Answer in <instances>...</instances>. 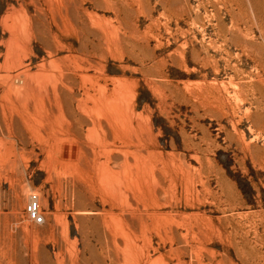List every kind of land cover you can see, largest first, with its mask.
<instances>
[{
  "label": "rangeland",
  "instance_id": "obj_1",
  "mask_svg": "<svg viewBox=\"0 0 264 264\" xmlns=\"http://www.w3.org/2000/svg\"><path fill=\"white\" fill-rule=\"evenodd\" d=\"M222 1L71 0L62 20L51 0H0V264H264V0ZM101 85L116 115L92 109ZM54 87L70 127L28 126L42 93L57 113ZM144 166L159 201L132 181Z\"/></svg>",
  "mask_w": 264,
  "mask_h": 264
},
{
  "label": "bare ground",
  "instance_id": "obj_2",
  "mask_svg": "<svg viewBox=\"0 0 264 264\" xmlns=\"http://www.w3.org/2000/svg\"><path fill=\"white\" fill-rule=\"evenodd\" d=\"M71 0H51V4L52 5H55L56 6V9L58 10V12L62 15L61 17H62V20H66L67 18V15H66V13H68V7H69V2H70ZM222 1V0H221ZM46 2V1H45ZM112 2V1H111ZM224 4H228V3H230L231 2V0H223L222 1ZM49 4V3H48ZM77 6H79V5H77ZM81 7V6H80ZM70 8V7H69ZM47 9V8H46ZM49 10V9H48ZM80 10V9H79ZM44 11V10H43ZM78 11V10H77ZM47 14V13H46ZM45 15V14H44ZM51 15H52V12H51ZM28 16V15H27ZM50 16V15H49ZM79 16H80V14H79ZM26 17V16H25ZM58 17V16H57ZM34 18V17H33ZM239 19V18H238ZM238 19L236 20V23H238ZM250 19V18H249ZM242 20V19H241ZM30 21H31V19L29 20V17H28V19L27 20H24V21H22V22H20L19 24V27H17L18 29H19V31H21V32H24V33H26L27 34V36H32V34H33V29H32V27H31V24H30ZM258 21V20H257ZM242 22V21H241ZM255 22V21H254ZM18 23V22H17ZM53 23H54V21H53ZM69 23V22H68ZM250 23V22H249ZM56 24V23H55ZM193 24V23H192ZM245 24V23H244ZM253 24V23H252ZM18 25V24H17ZM57 25V24H56ZM259 25L261 26L262 25V23L260 24V22H259ZM61 26V25H60ZM235 27H236V25H234ZM240 25H238L237 24V29L236 30H238L239 29V31H237V32H239L241 35L243 34L242 33V30H241V28L239 27ZM252 26V25H251ZM255 26V25H254ZM261 27H263V26H261ZM260 27V28H261ZM60 28V27H59ZM15 29V28H14ZM112 29V28H111ZM262 29V28H261ZM62 31V30H61ZM115 31V30H114ZM262 31H264V28H263V30ZM250 32H252V30L250 31ZM15 33H16V31H15ZM19 33V32H18ZM47 33V32H46ZM68 33V32H67ZM111 33V32H110ZM115 33H116V31H115ZM227 33H228V31H227ZM231 33H232V31H231ZM249 33V32H248ZM17 34V33H16ZM109 34V33H108ZM220 34V33H219ZM234 34V33H233ZM240 34H238V35H240ZM57 35V34H56ZM231 35V34H230ZM235 35H237V34H235ZM234 35V36H235ZM16 36V35H15ZM14 35H13V37H15ZM118 36V35H117ZM221 36H222V39H223V42H225V43H228L229 42V40L231 39V38H228L227 36H226V34L223 32V33H221ZM232 36V35H231ZM12 37V36H11ZM12 37V38H13ZM244 37H245V35H244ZM59 38H60V35H59ZM119 38V37H118ZM118 38H116L117 40H118ZM241 38H242V36H241ZM40 39V38H39ZM49 39V38H48ZM58 39V38H57ZM114 39V38H113ZM234 39V38H233ZM240 39V38H239ZM120 40V39H119ZM243 40V39H242ZM248 40V39H247ZM13 41V42H12ZM56 41V40H55ZM108 41V40H107ZM230 41H232V39L230 40ZM110 42V41H109ZM112 42H113V40H112ZM212 42V41H211ZM251 42V41H250ZM114 43V42H113ZM116 43H117V41H116ZM240 43V42H239ZM247 43V42H246ZM253 43V42H252ZM10 44L12 45L13 44V46H15V47H20L21 46V43L19 42V41H17V40H15L14 38L11 40V42H10ZM242 44L243 43H241V46H242ZM248 44H249V42H248ZM60 45V44H59ZM109 45H111V44H109ZM54 46V45H53ZM239 46V45H238ZM240 46V47H241ZM249 46H250V44H249ZM252 46V45H251ZM220 47V46H219ZM244 48V47H243ZM18 49V48H17ZM9 50V49H8ZM17 55V54H16ZM69 58V57H68ZM57 67H59L60 68V66H57ZM13 68V67H12ZM47 68H49V67H47ZM47 70V69H46ZM57 70V69H56ZM61 71V70H60ZM59 71V72H60ZM61 72H63V71H61ZM42 73V72H41ZM64 73H65V71H64ZM61 74V73H60ZM47 76V75H46ZM50 75H48V77H49ZM61 77L62 78H64L65 77V74L64 75H61ZM14 78V77H13ZM61 78V79H62ZM67 78V77H66ZM68 79V78H67ZM23 80H24V78H23ZM56 81H58V80H56ZM42 82V81H41ZM40 82V83H41ZM64 82V81H63ZM240 82V81H239ZM10 83V82H9ZM13 83V82H12ZM57 83H60V82H57ZM98 83V82H97ZM19 84V83H18ZM63 84V83H62ZM98 84H100V83H98ZM27 85V84H26ZM41 85V84H40ZM58 85V84H57ZM66 85V84H65ZM241 85V84H240ZM20 86V85H19ZM42 86V85H41ZM50 86V85H49ZM54 86V85H53ZM52 86V87H53ZM56 86V85H55ZM62 88H63V85H60ZM8 87V86H7ZM15 88H16V86H14ZM238 87V86H237ZM21 88V87H20ZM41 88V87H40ZM43 88V87H42ZM58 87H54V89L52 88V90H54L53 92H54V94H55V99H56V103H54L55 105H56V107H57V110H56V112L57 113H55V112H49V108H47L46 107V105L44 104V100L46 101V98L45 99H43V96L45 95L44 93H42L43 94V96L42 97H35L36 96V92L37 91H35L34 92V94H35V96L34 95H32V96H34L39 102H40V105H38L39 107H40V109L41 110H39L38 108H36V109H38V111L36 112V116H32L33 118H31V120L28 122L29 124H27V122H26V124L28 125V126H34V125H36L37 126V128H39L40 126H42L43 124H45V123H51V124H54V123H65V124H67L68 125V127H70V122H68V121H70V120H67L66 118H67V116L65 115V113H64V110H63V104H62V100H60L59 99V96H61V95H59L57 92H61V91H59V89L60 88H58ZM99 88H100V85H99ZM98 88V89H99ZM101 90H103V91H101L100 89V91H101V93L103 92L104 93V97L101 99V100H96V101H98L97 103L96 102H94L95 103V105L93 106V108L92 109H94V111H95V113L97 114L98 113V115H99V117L101 116V115H105V114H109L110 115V117L111 116H113V114H115V112H117L118 111V106L116 105V102H115V98H116V95H115V91L114 90H112V91H109L108 92V90H106V88L107 87H105V86H102L101 85ZM241 88V87H240ZM248 88V87H247ZM18 89H19V87H18ZM45 89H47V88H45ZM44 89V90H45ZM108 89V88H107ZM238 89V88H237ZM20 90V89H19ZM40 92L41 91H43V90H40V89H38ZM56 90H57V92H56ZM50 93H51V91H49ZM72 92V91H71ZM240 92V91H239ZM100 93V92H99ZM102 93V94H103ZM242 93V92H241ZM14 94V93H13ZM38 94H39V92H38ZM37 94V95H38ZM42 94H40V95H42ZM101 94V95H102ZM117 94V93H116ZM119 94V93H118ZM46 95H48V92L46 91ZM51 95H53V93L51 94ZM101 95H99V96H101ZM49 96H50V94H49ZM49 96H46V97H49ZM93 96H95L96 97V95H93ZM98 96V97H99ZM118 96V95H117ZM95 97H94V100H95ZM51 98H52V96H51ZM54 98V97H53ZM97 98V97H96ZM121 98V97H120ZM50 99V98H49ZM48 99V102H51L53 99H51V101ZM54 102V101H53ZM28 103V102H27ZM26 103V105L28 106V104ZM52 103V102H51ZM51 103H49V104H51ZM6 104H8V103H6ZM39 104V103H38ZM53 104V103H52ZM11 105V104H10ZM121 105V104H120ZM19 106V105H18ZM52 106V105H51ZM7 107V106H6ZM17 107V106H16ZM55 107V106H54ZM55 107V108H56ZM28 107H26V106H24V110H23V112H25V114L26 113H28L27 115H30L29 114V110L27 109ZM125 108V107H124ZM3 109V108H2ZM53 109V108H52ZM51 109V110H52ZM9 110V109H8ZM16 110V109H15ZM53 111V110H52ZM124 113V112H123ZM14 114L16 115V113L14 112ZM35 114V113H34ZM116 115V114H115ZM116 117V116H115ZM121 117H122V115H121ZM96 118V117H95ZM107 118V117H106ZM76 119V118H75ZM74 119V120H75ZM94 119V118H93ZM113 119H114V117H113ZM123 119H124V117H123ZM128 119V118H127ZM97 120V119H96ZM95 120V121H96ZM99 120V119H98ZM109 120V119H108ZM115 120H116V118H115ZM7 121V120H6ZM26 121V120H25ZM110 121H112V120H110ZM109 121V122H110ZM73 122V121H72ZM101 122V121H100ZM99 122V123H100ZM109 122H108V124H109ZM6 123V122H5ZM96 124V123H94V125L92 126V128H89L88 129V135L90 136H95L96 138H98V139H100V140H102V141H104V142H108L107 140V135H106V133L104 132V130H102V124L100 125V124ZM113 123V122H112ZM130 123V122H129ZM7 128H10V123L7 121ZM64 124V125H65ZM72 124V123H71ZM80 124V123H79ZM114 124V123H113ZM117 124V123H116ZM47 125V124H46ZM61 125V128L63 127L62 126V124H60ZM119 125H120V123H119ZM124 125V124H123ZM140 125V124H139ZM109 126H111V125H109ZM46 127V126H45ZM52 127V126H51ZM55 127V126H54ZM53 127V128H54ZM66 127V126H65ZM67 127V128H68ZM112 128V130H114V128L115 127H111ZM71 129V128H70ZM39 130V129H38ZM60 130V129H59ZM62 130V129H61ZM60 130V131H61ZM73 130V129H72ZM102 130V131H101ZM54 131V130H53ZM66 131H68V129H64V134H63V130H62V135H64V136H60L59 137V134H60V132H59V134L58 135H56V137H57V139L56 140H58V142H63L64 140H67V139H71L70 137H72V135L71 134H73V133H75V132H72V131H69V132H72L71 134H70V137L67 135V137H66ZM74 131V130H73ZM57 132V131H56ZM69 132H68V134H69ZM76 134V133H75ZM75 134H74V137H75ZM53 135V134H52ZM76 136H78V133H77V135ZM109 136V135H108ZM53 138H54V136H53ZM93 138V137H92ZM73 139V138H72ZM77 139H79L78 137H77ZM87 139V138H86ZM74 140H76V139H74ZM1 142V141H0ZM56 142V141H55ZM80 149V148H79ZM145 150V149H144ZM81 154V153H80ZM139 154H140V152H139ZM145 155V154H144ZM149 155V154H148ZM64 156H67V157H65V158H67V159H70V160H72V157H73V155L71 154V153H69L68 155H64ZM93 156H95V155H93ZM92 156V157H93ZM140 157L139 158H141L142 159V154H140L139 155ZM138 158V157H137ZM144 158V157H143ZM81 159V158H80ZM140 160V159H139ZM77 162H79L78 160H76ZM142 161V160H141ZM83 162V161H82ZM89 162V161H88ZM108 162V161H107ZM124 162V161H123ZM143 162V161H142ZM150 162V161H149ZM72 163V162H71ZM130 163V162H129ZM129 163H128V161L126 162V166H124L123 168H124V171H125V174H126V172H129V168H131V165H129ZM88 164V163H87ZM137 164V163H136ZM139 164V163H138ZM144 164V163H143ZM84 165H86V163L84 164ZM145 165V164H144ZM149 165V164H148ZM79 166V165H78ZM87 166V165H86ZM86 166H85V169H86ZM113 166V165H112ZM142 166V165H141ZM138 167H140V166H138ZM145 167V166H144ZM147 167V166H146ZM145 167V168H146ZM149 167V166H148ZM79 168V167H78ZM95 168H97L98 170H99V172H100V180H101V183H103V184H106L108 187H110V189L111 190H116V187H117V184H118V182L120 181V177H119V171H117L116 170V168L114 167H111L110 166V164L108 165L107 163H106V161L104 162V163H99L97 166H95ZM143 168V167H142ZM92 169V168H91ZM97 170V171H98ZM81 172H82V170H80ZM87 171V170H86ZM131 171V170H130ZM142 171H144V169H142ZM141 171V169L140 168H138V172H137V170H136V174H135V176H134V178H132V181H134V180H136V184H140V183H142V182H140L141 180H142V177H144V175H145V180H144V178H143V181L144 182H146V189H148L149 190V192L151 191L153 194H154V198L156 199H158V196H157V191H156V188H157V185H158V179H157V177H156V175L154 174V172L153 171H156V170H153V168H146V170L144 171V173ZM133 173V172H132ZM148 174H149V176H148ZM130 176H131V172H130ZM148 177H149V179H148ZM140 179V180H139ZM99 180V181H100ZM128 179H126V181H127ZM131 180V179H130ZM124 181H125V179H124ZM131 181V182H132ZM152 181V183H150ZM154 182V183H153ZM172 182V181H171ZM127 184H128V181L126 182ZM143 184H145V183H143ZM106 186V187H107ZM129 186V185H128ZM141 186V185H140ZM139 186V187H140ZM133 187V186H132ZM143 188L145 187V186H142ZM123 188H124V186H123ZM122 188V189H123ZM127 188V187H126ZM125 188V189H126ZM129 189V188H128ZM164 189V188H163ZM147 190V191H148ZM131 191V190H130ZM128 193V192H127ZM142 196H144V195H142ZM38 198V197H37ZM125 198V197H124ZM156 199V201H159V199L157 200ZM38 200V199H37ZM36 202V201H35ZM31 205L33 204V202H31L30 203ZM37 204H38V202H37ZM130 204V203H129ZM28 205H29V203H28ZM125 206V205H124ZM37 210H38V212L40 213V208H39V206L37 205ZM160 216H161V214H159ZM163 215V214H162ZM158 216V215H157ZM127 226V225H126ZM202 229V228H201ZM130 230V229H129ZM203 230V229H202ZM199 231H200V229H199ZM206 231V230H205ZM208 231H209V229H208ZM207 231V232H208ZM131 232V231H130ZM170 232V231H169ZM197 232V231H196ZM129 233V232H128ZM171 233V232H170ZM126 234V233H125ZM198 234V233H197ZM206 234V233H205ZM133 235V234H132ZM197 236V235H196ZM199 236H201V235H199ZM203 236H205L204 234H203ZM205 238V237H204Z\"/></svg>",
  "mask_w": 264,
  "mask_h": 264
},
{
  "label": "built area",
  "instance_id": "obj_3",
  "mask_svg": "<svg viewBox=\"0 0 264 264\" xmlns=\"http://www.w3.org/2000/svg\"><path fill=\"white\" fill-rule=\"evenodd\" d=\"M36 200H37L36 195H33L30 198L29 208L27 209V214L35 222H43L44 218H43V216H41V214L37 210V202H36V204H32V205L30 204L31 202L35 203Z\"/></svg>",
  "mask_w": 264,
  "mask_h": 264
}]
</instances>
